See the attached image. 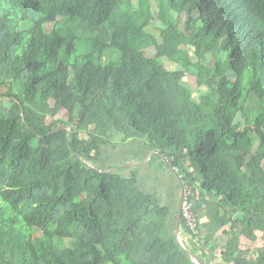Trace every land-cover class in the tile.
Segmentation results:
<instances>
[{
	"label": "trees",
	"instance_id": "obj_1",
	"mask_svg": "<svg viewBox=\"0 0 264 264\" xmlns=\"http://www.w3.org/2000/svg\"><path fill=\"white\" fill-rule=\"evenodd\" d=\"M132 140L205 205L189 251L264 264V0H0V264H196L136 172L89 166Z\"/></svg>",
	"mask_w": 264,
	"mask_h": 264
},
{
	"label": "rangeland",
	"instance_id": "obj_2",
	"mask_svg": "<svg viewBox=\"0 0 264 264\" xmlns=\"http://www.w3.org/2000/svg\"><path fill=\"white\" fill-rule=\"evenodd\" d=\"M46 28L52 29V26L49 25ZM174 68L175 65H172L171 69ZM186 84L194 91L195 96L197 97L199 95V91L196 86L195 78L193 76H189ZM67 118V114L64 110H62L55 121L51 117L48 118V125L46 126V129L50 127L53 122L56 123L55 125L61 124V121H58V119L63 121ZM55 125L53 124V127ZM97 166L101 169H118L116 172L125 177H130L133 172H136L139 176L141 187L144 192L156 196L160 200L161 204L168 205L172 208V230L176 232L177 222L175 224V220L177 219L175 217L176 213L178 214L181 208L184 194L180 178L161 157L157 156L155 152H153L147 141L132 140L126 144H112L105 146L103 147L102 159ZM198 213L201 216H204L202 219L206 226L203 229V233L206 234L207 232H210V230L212 231L214 224L206 213L205 205H202V211ZM216 234L218 235V252H220L226 246L228 236L224 234L223 230L216 232ZM241 237L243 250L256 251L264 247L263 233L245 232ZM180 241L185 247H189L191 245V248H195V253L202 248L196 239L186 237L182 232V228ZM192 245L194 247H192ZM215 262L216 260H213V263Z\"/></svg>",
	"mask_w": 264,
	"mask_h": 264
},
{
	"label": "built area",
	"instance_id": "obj_3",
	"mask_svg": "<svg viewBox=\"0 0 264 264\" xmlns=\"http://www.w3.org/2000/svg\"><path fill=\"white\" fill-rule=\"evenodd\" d=\"M183 189V202H182V213L183 217L187 222V226L195 233H198V219L195 213V194L188 186L182 187Z\"/></svg>",
	"mask_w": 264,
	"mask_h": 264
},
{
	"label": "water",
	"instance_id": "obj_4",
	"mask_svg": "<svg viewBox=\"0 0 264 264\" xmlns=\"http://www.w3.org/2000/svg\"><path fill=\"white\" fill-rule=\"evenodd\" d=\"M23 116H24V113H23ZM62 130H68L69 131V140H70V137H71V133H72V128L68 127V126H64V127H61L57 130H55L53 133H56V132H59V131H62ZM52 133V134H53ZM156 154V153H155ZM89 166L100 172V173H111V172H116L118 171V169H101V168H98L97 166H93V165H90ZM181 182V180H180ZM181 185L183 187V184L181 182ZM183 199H184V196H183ZM183 202V200H182ZM182 218H183V213H182V203H181V208L178 212V217H177V229H176V237H177V240L182 248V250L196 263V264H206L199 256H197L196 254H193L191 251H189L180 241V234H181V227H182Z\"/></svg>",
	"mask_w": 264,
	"mask_h": 264
},
{
	"label": "crops",
	"instance_id": "obj_5",
	"mask_svg": "<svg viewBox=\"0 0 264 264\" xmlns=\"http://www.w3.org/2000/svg\"><path fill=\"white\" fill-rule=\"evenodd\" d=\"M102 154H103V153H102ZM101 159H102V158H101ZM100 161H101V160H100ZM100 161H99V162H100ZM99 162H98V163H99ZM97 167H98V166H97ZM98 168H99V167H98ZM133 173H134V172H133ZM131 176H132V175H131ZM131 176H130V177H131ZM138 181H139V184H140V187H141V183H140V180H139V176H138ZM181 186H182V185H181ZM141 189H142V187H141ZM142 190H143V189H142ZM143 191H144V190H143ZM159 201H160V200H159ZM160 203H161V202H160ZM162 205H163V204H162ZM163 206H168V205H163Z\"/></svg>",
	"mask_w": 264,
	"mask_h": 264
}]
</instances>
